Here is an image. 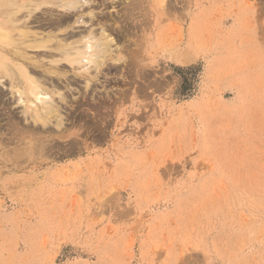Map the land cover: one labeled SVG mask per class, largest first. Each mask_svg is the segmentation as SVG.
I'll return each mask as SVG.
<instances>
[{
    "label": "rangeland",
    "instance_id": "374dc122",
    "mask_svg": "<svg viewBox=\"0 0 264 264\" xmlns=\"http://www.w3.org/2000/svg\"><path fill=\"white\" fill-rule=\"evenodd\" d=\"M133 1L85 7L114 52L60 79L61 127L0 86V264H264V0ZM185 4L204 51L171 43Z\"/></svg>",
    "mask_w": 264,
    "mask_h": 264
},
{
    "label": "bare ground",
    "instance_id": "6f19581e",
    "mask_svg": "<svg viewBox=\"0 0 264 264\" xmlns=\"http://www.w3.org/2000/svg\"><path fill=\"white\" fill-rule=\"evenodd\" d=\"M147 1H133L130 5L132 7L124 13L122 22L132 19L136 10L147 11ZM155 1L159 3L150 4L149 9L157 10L161 5L164 10L167 6L164 7V0ZM174 1V4L170 1L168 5L176 8V1L179 0ZM92 2L94 0H0V86L4 85V80L9 79L14 102L22 107L25 118L33 120L34 126L46 125L52 118H55L57 127L63 125L57 98L64 101L60 79L69 81L68 72L75 76H85L88 88L107 61L112 60L110 56L114 52V37L102 23H98L102 25L96 29L94 23L90 22L95 14L92 10L87 12L85 7ZM199 2L206 3L207 0H200L197 5ZM186 7L190 9L180 11V15L175 18L180 23H189V27L184 31L176 21L174 26L177 25V30L180 27V33L171 43H174V47H180L187 39L185 48L204 51L208 45L207 20L215 19L216 16L207 19L203 12L205 6L197 13H193L190 4L183 5L181 9ZM232 12L229 14L232 19L229 20L236 25L238 12ZM86 14H89V20L85 18ZM153 16L156 21L162 19V13ZM89 22L87 28L78 30L82 26L86 27ZM113 60L122 59L117 57ZM180 61L187 62L188 59Z\"/></svg>",
    "mask_w": 264,
    "mask_h": 264
}]
</instances>
